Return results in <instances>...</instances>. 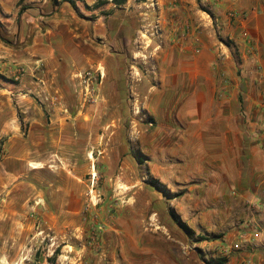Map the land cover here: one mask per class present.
I'll return each mask as SVG.
<instances>
[{
  "label": "rangeland",
  "instance_id": "rangeland-1",
  "mask_svg": "<svg viewBox=\"0 0 264 264\" xmlns=\"http://www.w3.org/2000/svg\"><path fill=\"white\" fill-rule=\"evenodd\" d=\"M57 1L42 5L43 0H0V40L12 45L16 37L10 34L14 24L10 31L3 19L37 14L38 8L48 13L67 6L81 23L94 24L100 15L109 13L100 12L108 4L128 7V13L144 19L139 22V42L128 63L134 90L128 102L130 118L126 129H69L67 135L64 130L63 137H68L64 142L27 151L23 177L13 184L7 180L11 187L6 192L21 198L23 213L11 215L9 225L0 222V264H110L137 246L143 248L141 242L163 249L164 239L198 264H226L239 253L247 255L242 264H264V129H255L260 132L256 141L261 143L262 171L252 176L255 180L243 191L241 149L236 152L232 145L226 149L216 145L208 152V163L198 169L190 159L177 154L174 135L154 129V116L140 94V84H151L157 78L159 52L168 44L185 43V47L193 43L199 50V38L206 37L216 45L218 62L230 61L231 52L234 55L237 49L231 31L238 29L241 37L249 40L242 36L243 25L254 13H264V0L261 7L251 0H241V6L234 0ZM178 26L179 32L175 31ZM174 33L180 34L182 43L174 39ZM36 69L35 79L44 90L37 93L39 99L62 105L60 95L49 94L44 88L41 62L36 63ZM79 71L73 100L82 118L88 109L96 110L92 105L97 102L104 76L92 67ZM240 71L236 78H241ZM25 73L18 66L12 77L1 72L0 81L17 84ZM220 78L223 83L226 79L227 86V74L221 73ZM222 130L225 134L226 129ZM22 131L28 133V129ZM55 136L60 138V133ZM233 137L230 133V140ZM247 139L255 137L247 134ZM222 158L225 164L220 165ZM167 169L180 179L185 175L187 180L161 181ZM255 234L259 239L256 243ZM240 235L249 237L251 244L237 241Z\"/></svg>",
  "mask_w": 264,
  "mask_h": 264
},
{
  "label": "crops",
  "instance_id": "crops-1",
  "mask_svg": "<svg viewBox=\"0 0 264 264\" xmlns=\"http://www.w3.org/2000/svg\"><path fill=\"white\" fill-rule=\"evenodd\" d=\"M234 1L241 6V0ZM261 1L251 0L250 3L261 7ZM47 2L43 0L42 5ZM37 10V14L30 12L21 19L15 15L13 20H2L10 31L14 26L10 34L16 37L12 45L0 40V73L12 77L18 66L26 72L17 84L0 81V222L4 220L3 224L11 215L23 213L19 204L21 198H16L15 194L10 196L11 191L6 192V188L23 177L27 151L64 142L68 139L63 137L64 130L67 135L69 129H126L130 118L128 102L134 94L128 63L139 42L137 33L142 25L139 22L144 19L128 13V7L116 4H108L106 9L100 10L109 13L100 15L93 25L81 23L67 6L48 13ZM243 28L242 36L249 40L242 38L238 29L231 31L230 38H235L237 43V54L234 56L231 52V60L223 64L217 60L216 45L206 37L199 38V50L193 43L185 47V43L168 44L159 52L157 78L151 84H140V94L154 116V129L174 135L173 142L179 147L177 154L190 159L198 169L208 163V152L216 145L220 149L232 145L236 152L241 149V189L244 191L255 180L252 176L262 171L259 161L262 148L256 140L260 134L257 130L264 129V13H254ZM175 31L179 32V26ZM174 34L177 36L174 39L182 43L180 34ZM37 62L43 65L44 88L49 94L60 95L62 105H52L37 96L44 91L35 79ZM91 67L101 71L104 78L97 102L92 105L96 110L88 109L84 114L82 110L80 118L81 112L77 111V102L73 100L78 86L76 75L79 70ZM238 69H241V78L235 76ZM221 73L227 74V86H224L226 79L223 83L220 78ZM22 129H28V133ZM54 129L60 131L55 133ZM222 129H226L225 134ZM58 133L60 138H55ZM216 133L219 135L214 136ZM230 133L234 135L232 140ZM247 134L255 139L247 141ZM223 164L222 158L220 165ZM165 173L160 177L163 182L174 178L187 180L185 175L180 179L169 169ZM190 177L193 179L194 175ZM7 180L13 182L10 184ZM183 211L180 209L181 213ZM240 236L241 240L237 237V241L251 244L249 237ZM253 240L259 241L258 235ZM163 242L165 248L158 250L141 242L143 248L137 246L138 249L129 251L122 260L110 264H198L194 257L182 256L170 240ZM246 256L235 254L226 264H242ZM4 258L8 261V257Z\"/></svg>",
  "mask_w": 264,
  "mask_h": 264
},
{
  "label": "built area",
  "instance_id": "built-area-1",
  "mask_svg": "<svg viewBox=\"0 0 264 264\" xmlns=\"http://www.w3.org/2000/svg\"><path fill=\"white\" fill-rule=\"evenodd\" d=\"M84 75H85V74H84ZM88 76H90V74H88ZM84 79H85V78H84ZM84 79H83V80H84ZM235 248H236V249H239V245H236ZM226 253L229 254L230 251H226Z\"/></svg>",
  "mask_w": 264,
  "mask_h": 264
},
{
  "label": "bare ground",
  "instance_id": "bare-ground-1",
  "mask_svg": "<svg viewBox=\"0 0 264 264\" xmlns=\"http://www.w3.org/2000/svg\"><path fill=\"white\" fill-rule=\"evenodd\" d=\"M90 157H92V158H93V156H92V155H90ZM31 166H32L33 168H38L36 164H32Z\"/></svg>",
  "mask_w": 264,
  "mask_h": 264
},
{
  "label": "trees",
  "instance_id": "trees-1",
  "mask_svg": "<svg viewBox=\"0 0 264 264\" xmlns=\"http://www.w3.org/2000/svg\"><path fill=\"white\" fill-rule=\"evenodd\" d=\"M52 2L56 4L58 1H57V0H52ZM223 262H224V261H223Z\"/></svg>",
  "mask_w": 264,
  "mask_h": 264
}]
</instances>
